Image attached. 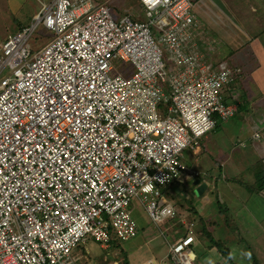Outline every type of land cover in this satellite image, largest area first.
Segmentation results:
<instances>
[{"label":"built area","instance_id":"2783aa9c","mask_svg":"<svg viewBox=\"0 0 264 264\" xmlns=\"http://www.w3.org/2000/svg\"><path fill=\"white\" fill-rule=\"evenodd\" d=\"M139 2L144 21L50 0L0 43V264H77L90 239H132L135 198L155 224L175 218L161 187L199 176L184 150L235 116L223 88L241 69L210 60L192 1ZM40 26L52 38L35 49ZM188 224L168 264H195Z\"/></svg>","mask_w":264,"mask_h":264},{"label":"crops","instance_id":"0c3cea01","mask_svg":"<svg viewBox=\"0 0 264 264\" xmlns=\"http://www.w3.org/2000/svg\"><path fill=\"white\" fill-rule=\"evenodd\" d=\"M256 2L264 4V0H257ZM102 3H106L109 7H113L107 2ZM234 3L236 4L238 2L234 1ZM194 5V11L200 22L201 33L199 43H201L204 50H206L207 54H209L210 60L215 63L228 60V64L230 66L240 68L241 72L236 74L234 76V80L232 81L238 87H242L245 83H250L249 81H252L253 79L258 86L264 87V6L262 7V14L258 13V15L254 18L246 16V13L243 14L245 17L243 21L239 16L234 14L235 12H233V10L224 1L223 6L226 8V13L219 5L209 3V0H198L197 4ZM235 7H239L238 4H236ZM252 9L256 10V7L252 5ZM114 10L122 13L120 18L123 15H130L133 19H141L140 15L133 14L131 7L127 8L126 6V8L121 10V8L116 6V8L114 7ZM240 12L241 10H239V13ZM22 27L24 26L22 25L20 29ZM248 29H250V31ZM3 41L4 39H0V43ZM220 41L225 43L226 47ZM247 89L250 90V86H248ZM226 94H228V92H223L225 101L237 106V114L241 111L240 105L245 104V102L241 101L237 103L234 100H231L229 95ZM259 98H261V96H259ZM246 106L249 105L246 104L243 108ZM251 109L252 115L249 118L247 117V121L250 122L252 128L254 129L252 140L259 141L261 139V134L259 138H255L254 135L255 132H259L257 124L259 122L264 123L263 100L256 102L250 110ZM161 110L163 114L166 113V108ZM248 110L249 108H247V111ZM215 117L216 125L214 128L200 139L197 146L187 148V150H190L191 153V164L188 165L185 162L188 166L196 164L195 166L201 168L200 170L195 167L193 170H197L200 173V175L197 176V180H200L198 185L200 186L204 184V188L200 190L198 194H203L205 198H203L201 203L197 200L195 201L186 192V188L178 186L179 181H176L166 187H161V190L163 191L162 194L164 197V203L173 204L178 212V215L173 218L174 220L170 219L161 226L156 224L157 227L160 228L161 234L157 236L156 233L152 231V233L147 236L148 240L145 242L147 251L144 256L146 259L141 261L144 254L138 253V251L142 248L140 247L139 250L127 254L126 258L128 259V264H168L167 256L170 244L176 239L186 235L187 227L189 226L188 222L195 223L196 235L195 244L193 245L195 264H231V262L237 264L233 259L231 249L216 233L218 228L215 226L218 223L211 218L212 215L215 216V214H218L217 217L219 219V216L224 213V218L226 220L219 219L220 222L228 223L230 220L234 221L237 219L241 227L247 229L246 231H248V228L254 227L259 228L255 229L257 231V235L261 236L264 233V212H262L264 202L260 201L258 203H250L251 200L255 201L258 199L256 197V193L260 197H264V191H254V177L252 182H248L247 176H245V174L249 173L253 176L251 173V166L259 159L264 161V144L262 146L261 143H255L256 151L259 153V157L255 159L252 162L253 164L248 166V168L244 167V164L242 163H240V169L239 167L233 166L232 157L228 152V148L224 145V141L218 139V133H216L220 122L226 121L232 117L227 119H222L217 115ZM240 144L244 146L243 142H240ZM184 158L185 156L183 155V160ZM241 158L242 156L238 157V160L240 161ZM229 171L233 174L228 173ZM208 178H213L214 181L208 180ZM241 179H243V181H241ZM192 180L193 179H191V181ZM238 184L241 189L249 195L246 200H248L250 194H254L250 201H243L242 196L239 195L242 190L238 191L236 187ZM195 185L197 187V184ZM220 185L224 188L225 192H221L219 197L214 196L212 191H207L210 188H215V190L217 189L220 192ZM178 187L180 188L178 189ZM207 193L212 194L208 197ZM205 200L207 202H205ZM212 200L213 202L217 201L219 206V212L217 213L212 211ZM142 205L145 209L144 203H142ZM240 207H243L242 210L246 213L250 212L251 217L254 216L256 219L260 218L262 221L257 223L255 220H252L251 222L242 219V210L239 213L237 209ZM226 211L227 213H225ZM231 211L234 213V217L230 215ZM203 228L206 229L208 233H205L206 230L203 231ZM161 235L165 238L164 240L159 239V236L162 237ZM259 236H257L258 239L264 237ZM118 241L119 240L116 238H113L112 246L108 250H113L118 245ZM215 241L221 242L224 248L229 249L231 262L223 256L215 244ZM113 242L115 245H113ZM85 250V253L88 252L86 248ZM255 260L258 261L256 257H253V264H255ZM258 264H260L259 261Z\"/></svg>","mask_w":264,"mask_h":264},{"label":"rangeland","instance_id":"374dc122","mask_svg":"<svg viewBox=\"0 0 264 264\" xmlns=\"http://www.w3.org/2000/svg\"><path fill=\"white\" fill-rule=\"evenodd\" d=\"M49 1L50 0H0V39L5 40L9 35L18 32L22 25L25 27L30 26L32 22H34L37 15L40 13L43 4L48 3ZM93 1L107 2L108 4L112 5L113 7L110 6L111 13L114 19L116 20H119L120 16L122 15V13H119L117 10H114V7L116 8V6L121 8V10L126 8V6L127 8L131 7L133 14L140 15V20H146L145 12L143 11L139 0ZM191 1L193 4H197L198 0ZM223 1L233 10V12H235L234 14L239 16L243 21L245 18L243 14L246 13V16H251L252 18H254L258 15V13L262 14V7L264 6L263 3L259 4L258 2H256L257 0H209V3L219 5L226 13L227 11L226 8L223 6ZM234 1L238 2L236 4H238L239 7H235L236 4L234 3ZM252 5L256 7V10L252 9ZM239 10H241L240 13ZM248 30L250 31V29ZM51 36V33L48 32L43 26H41L35 31L32 41L35 38L37 39L35 40L36 43L38 45H42L46 41H48ZM220 42L226 47L225 43H223L222 41ZM227 62L229 61L227 60ZM114 64L125 66L123 62L119 61H114ZM128 67L131 68V71L133 70L132 64L129 63ZM249 82L250 83H245L246 86L242 85V87H238L233 82L224 87L223 92H228V94L226 95H229V98H231V100H234L237 103L242 101L245 102V104L240 105L241 111L238 112L234 117L226 121H221L216 131V133H218V139L224 141V145L228 148V152L232 157V165L239 167V169L241 168L240 163L244 164V167L248 168V166L252 165V162L259 157V153L256 151L255 143H261L262 146L264 144V123L259 122L257 124L259 132L261 134V139L259 141H254L252 140V134L254 133V129L252 128L250 122L247 121V117L249 118L252 115V109L250 110V108L258 101L263 100L264 102V87L258 86L254 79ZM248 86H250V90L247 89ZM259 96H261V98H259ZM246 104L249 106L243 108V106ZM164 108H166L165 102H160V104L158 105V109L161 110ZM247 108H249L248 111ZM240 142H243L244 146L241 145ZM184 156V161L188 165H190V150L185 149ZM240 156H242V158L239 161L238 157ZM195 165L196 164H192L191 166H189L190 170H193L195 167L196 169L201 170L200 167H197ZM228 173L233 174L231 171H229ZM245 176H247L248 182H252L253 176L250 173L245 174ZM191 179L193 180L191 181ZM196 180L197 177H194L191 175L190 172H187L179 178L178 186H181V188H186V192L190 195V197H192L195 201L197 200L201 203L205 196L203 194H198L199 185H197L196 187V185L194 184ZM208 180L214 181L213 178H208ZM241 181H243V179H241ZM219 187L220 192L217 189L215 190V188H210L207 191H212V193H214V196L219 197V195H221V192H225L224 188L221 185ZM236 187L238 191L242 190L239 184ZM179 188L180 187H178V189ZM207 194L208 197L211 196V194ZM239 195L242 196L243 201H245L247 196H249L244 190H242ZM253 195L254 194H250V197L246 201H250ZM256 197L258 199L255 201L251 200V204L258 203L260 201L264 202V197H260L257 193ZM205 202L207 201L205 200ZM211 202H213V200ZM130 207L132 210V215L139 226L138 235L135 238L129 240H119L118 245L113 250L107 249L108 251L102 249L98 242L93 239H90L88 242L82 243L73 249L72 255L76 259L77 264H125V261H127L128 264V259L126 258L127 254L139 250L140 247L142 248L140 249V251H138V253L144 254L141 261L146 259L144 258V256L147 251L145 245V242L148 240L147 236L150 235L152 231L155 232L158 236L159 234H161V230L159 227H157L156 224H154V222L148 216V213H146L145 211L146 209H144L142 203L139 201L138 198L132 200ZM243 207L237 208L239 213ZM212 208V211H214L215 213L219 212V206L217 204V201L213 202ZM262 212H264V207L262 209ZM225 213H227V211ZM241 213V218L245 219L246 221L252 222V220H255V222L257 223H260L262 221L260 220V218L256 219L254 216L251 217L250 212L246 213L242 210ZM217 215L218 214H215V216L212 215L211 217L212 220H215L218 223L215 226L218 228L216 230V233L218 236H220L221 239L226 242L227 246L231 249L234 261L237 264H253V257H256L260 264H264V233L261 236L257 235V231L255 229L259 228L254 227L248 228V231H246L247 229L241 227L237 219H235L234 221L230 220L228 221V223L220 222L219 219H225V215L224 213H222L219 216V219ZM230 215L234 217V213L232 211ZM166 222H168V220ZM257 236L263 238L258 239ZM159 239L164 240L165 238L163 236H159ZM85 248L88 251L86 253Z\"/></svg>","mask_w":264,"mask_h":264},{"label":"trees","instance_id":"16d2710c","mask_svg":"<svg viewBox=\"0 0 264 264\" xmlns=\"http://www.w3.org/2000/svg\"><path fill=\"white\" fill-rule=\"evenodd\" d=\"M97 3H99V2H97ZM48 32H50V31L48 30ZM51 38H52V36H51ZM32 43H33L35 49H39L41 46L45 45V44H42V45L39 46L36 43L35 38L32 41ZM251 173L253 174V177L255 179L254 188H253L254 191H259V192L264 191V161L262 159H259L256 163H254V165L251 166ZM204 230H206V229L203 228V231ZM205 233H208L207 230H206ZM114 242H113V245H115ZM215 244L217 245V247L219 248V250L221 251L223 256L230 261L231 259H230L229 249L224 248V246L222 245L221 242L215 241ZM116 245H117V243H116ZM125 264H127V261H125ZM231 264H235V263L231 262ZM255 264H258L257 260H255Z\"/></svg>","mask_w":264,"mask_h":264},{"label":"water","instance_id":"95a60500","mask_svg":"<svg viewBox=\"0 0 264 264\" xmlns=\"http://www.w3.org/2000/svg\"><path fill=\"white\" fill-rule=\"evenodd\" d=\"M200 183V180H197L196 182H195V184H199ZM204 188V184H202V185H200L199 186V188H198V192H200V190H202Z\"/></svg>","mask_w":264,"mask_h":264},{"label":"bare ground","instance_id":"6f19581e","mask_svg":"<svg viewBox=\"0 0 264 264\" xmlns=\"http://www.w3.org/2000/svg\"><path fill=\"white\" fill-rule=\"evenodd\" d=\"M147 212V211H146Z\"/></svg>","mask_w":264,"mask_h":264}]
</instances>
